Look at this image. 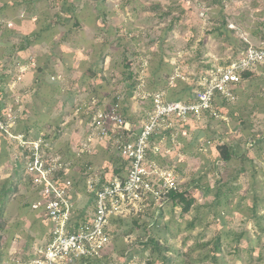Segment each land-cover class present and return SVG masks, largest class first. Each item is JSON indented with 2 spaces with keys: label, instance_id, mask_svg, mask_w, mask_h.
I'll return each mask as SVG.
<instances>
[{
  "label": "rangeland",
  "instance_id": "obj_1",
  "mask_svg": "<svg viewBox=\"0 0 264 264\" xmlns=\"http://www.w3.org/2000/svg\"><path fill=\"white\" fill-rule=\"evenodd\" d=\"M12 1L0 0V8ZM18 1L23 5L9 6L4 19L8 28L17 30V35L0 36V58L9 66L16 55L14 41L20 42L40 28L46 15L66 16L56 1L52 4L47 0ZM99 3L106 6L108 31H99L88 19L86 10L82 14L85 17L82 27L70 30L60 25L45 32L50 49L47 54L54 48L53 56L49 61L47 56L43 57V37L39 38L30 50L28 69L23 72L21 67L26 64L19 66L13 81L9 74L15 72L14 67L7 70L6 102L17 114L20 126L33 125V133L50 134L48 140L53 151L74 163L68 175L85 168V174L104 173L111 179L115 161L121 159L115 151L116 140L93 137L88 141L87 120L96 103L103 100L101 107H110L114 96L119 95L126 119L141 126L152 110L150 94L158 89L169 94L162 89L165 75L156 83L155 73L161 63L164 68L158 73L172 70L171 76L175 78H171L170 86L182 90L194 76L207 81L229 60L237 58L244 48L243 42L264 47V0H91L92 7ZM104 50L107 55L102 62ZM27 56L25 53L20 59L23 61ZM142 57L149 62L150 77L134 96L128 97L122 65L127 58L137 66ZM96 62L98 76L90 78L85 72ZM43 65L44 82L37 67ZM59 71L66 72L71 79L89 81L80 85L82 106L71 109L64 122L56 110L46 108L54 104L52 94L59 88L56 77ZM234 88L235 99L223 100L220 96L215 99L218 115L208 112L203 119L202 115L196 120L191 117L187 119V127L171 134L163 129L159 137L163 140H155L159 150L149 151L148 159L159 170L175 173L178 191L187 189L195 195L192 209L184 212L181 205L165 195L142 213L120 216L112 227L118 238L112 240L102 264H124L126 256L122 251L133 248L134 239L157 219L159 228L167 223L165 231L173 264L188 260L187 253L197 257L204 254L207 250H202L200 244L213 241L219 233L223 264H264V70H256L254 76ZM66 100L63 97L57 107ZM59 123L60 130L56 129ZM224 143L238 150V156L228 162L219 160L218 148ZM14 168L12 161L0 167V198ZM221 183H226L223 190L234 189L231 201L226 206H214L215 192ZM208 187L211 190L205 195ZM33 198L30 186L18 184V191L5 199L0 264L35 255L50 228L43 213L30 207ZM79 198V206H83L87 198L81 193ZM195 217L198 225L188 229ZM113 252L117 256L111 258Z\"/></svg>",
  "mask_w": 264,
  "mask_h": 264
},
{
  "label": "built area",
  "instance_id": "obj_2",
  "mask_svg": "<svg viewBox=\"0 0 264 264\" xmlns=\"http://www.w3.org/2000/svg\"><path fill=\"white\" fill-rule=\"evenodd\" d=\"M260 63H264V47L250 46L202 83L203 88L197 93L198 101L194 103L166 100L165 92H156L151 98L152 110L137 138L130 136L122 141V136L118 137L132 129V122L126 119L119 104L101 107L92 113L87 120L88 141L93 137L110 138L120 144V156L129 161L123 172L124 179L115 177L104 181L100 174H85L86 170L74 178L79 169L68 175L72 167L70 160L53 151L42 132L29 138L23 132L11 130L17 114L9 108L5 116L0 117V133H5L20 146L35 196L31 208L43 213L50 223L46 245L38 247L32 259H13L9 264H79L82 259L103 257L112 242L109 228L112 218L125 213H141L149 203L157 202L171 189L177 190L175 173L159 170L148 159L149 151L159 150L153 138L157 140L163 129L171 126L167 118L172 115L183 120L199 118L207 109L218 115L215 99L218 96L235 99L233 88L241 81V72ZM21 68L24 72L28 66ZM84 145L86 147L88 142ZM80 193L87 198L83 206H79Z\"/></svg>",
  "mask_w": 264,
  "mask_h": 264
},
{
  "label": "trees",
  "instance_id": "obj_3",
  "mask_svg": "<svg viewBox=\"0 0 264 264\" xmlns=\"http://www.w3.org/2000/svg\"><path fill=\"white\" fill-rule=\"evenodd\" d=\"M57 2L60 6L61 12L65 13L66 16H62L60 13H56L54 15H46L43 17V22L40 28L34 29L31 34L27 38H22L20 42H13V48L16 52V55L12 56L11 64L10 66L6 64V61L1 60L0 58V67L2 74L0 76V79L2 80V83L0 85V117H4L6 112L8 111V105L6 102V97L8 96V87L9 84L5 83V77L9 74L8 69H12L14 67L15 72H10L11 81L15 80L17 77V71L19 66L27 65L30 63V58L32 56L30 50L33 46L36 45L37 40L41 37H43V57L47 56V61L51 59V56H53L54 48H51V54H47V52L50 50L47 47L48 39L44 38V33L51 30L56 29V27L62 25L64 27H69L70 30L80 28L82 27V21H84L85 17L82 15L84 11L88 10V19L91 23H95L99 31H108V28L106 26L107 24V18L108 13L106 11V6L104 4H97L95 7L91 6V0H47L48 3L52 4L54 2ZM23 5V2L14 0L10 3H5L0 8V36L2 37H9L14 38L15 34L17 35V30L8 28V24L5 22L6 13L5 9H7L9 6H15V7H21ZM41 17V16H40ZM55 31V30H54ZM56 46V44H54ZM242 51H246L250 46L247 44V42H243ZM103 51L101 55L102 62L105 61L107 53ZM25 53H28V56L25 60H21L20 57H22ZM19 56V57H18ZM39 58L38 56L36 57ZM149 59V58H148ZM231 60H229L230 62ZM146 62V65H144ZM228 62V63H229ZM149 62L145 58H141L138 60L137 66H135L133 63H131L127 58L126 62L122 65V75H123V82L125 83V89L126 94L128 97L134 96L139 89L146 84L147 79L150 77V75L147 72V68ZM161 66L158 67V69H163L164 66L161 63ZM38 69L43 73V82L44 77L46 75V68L42 66H37ZM208 67H212L211 64L208 65ZM257 67V69H255ZM98 62L92 63L88 70L85 72L88 77H97L98 76ZM144 72L142 73V71ZM155 73L156 83H160V78H164L163 75L166 76V84L163 86L162 89L168 90L169 94H165V99L170 101H183L186 103H194L197 102V93L200 89L203 88V79L204 77L196 75L193 77V80L189 83L188 87L182 90H176L177 88L170 86V80L172 78V70H167L165 74L161 73ZM256 70H264V64L260 63L257 66L253 68H249L243 72H241V81L237 84L240 85L242 81L245 79L251 78L255 75ZM146 71V72H145ZM164 73V72H163ZM56 77L58 78V91L55 94H52V102L54 104H50V106H47L49 110H56L58 112V117L60 118L61 122H64L66 118L69 116V113L71 109L78 108L82 106V100L80 99V94L82 93L81 86L84 83L89 82L88 80L82 78L81 79H71L69 78L68 74L66 72H61L56 74ZM236 85V86H237ZM235 88H233L234 91ZM61 91V92H60ZM152 94H150V97L152 98L153 94L156 92H159L161 90H154ZM235 93V91H234ZM68 99L65 102L62 103L60 108L57 107L56 104L60 102V100L65 97ZM223 100H227L225 97H221ZM152 100V99H151ZM121 99L120 96H114L112 100V104H119L121 106ZM76 103V104H75ZM215 103V101H214ZM104 105V101L100 100L96 103L94 109L92 110L96 112L101 108V106ZM217 106V104H216ZM218 109L219 106H217ZM210 112L208 109L202 111V119L205 118V116ZM193 119H197L196 117H192ZM167 122L171 123V126L167 128V133L171 134L176 129L185 128L187 127L188 123L187 120H183L182 118L172 115L167 118ZM19 120L16 121L15 125L11 128V130L14 133H25L27 137L32 138L36 137L39 133H33L35 126L33 125H23L20 126ZM60 123L56 125V129L60 130ZM142 125L140 126L136 122L132 123V129L128 133H124L123 135L120 134L119 136H122V141H126L130 138V136H133L134 138L138 137V134L140 133ZM44 137L48 140L50 137V134H44ZM156 139L153 138L152 141H155ZM261 140H259L260 142ZM120 144H116L115 151L120 154V149L118 147ZM219 160H224L226 162L230 161L231 159L238 156V150L234 147H232L228 143H224L219 146ZM8 161H12L15 168L13 169V172L10 176V180L8 183L5 184L3 188V193L0 198V244L4 236L5 231V224H4V212L6 210V204L5 199L10 194H15L18 191V184H25L27 186H30L29 178L26 174V170L23 165V161L21 158V148L17 144L16 141L10 139L5 133H0V167L7 163ZM74 165V163H71ZM129 161L127 159H124L121 157L116 159L115 161V172L112 178L119 177L121 179H124V173L123 171L128 168ZM86 169L80 168L77 172L74 174V178H77L82 173H84ZM93 174V172L88 173ZM102 179L104 181L107 180L106 174L102 173L100 174ZM226 183H221V186L218 185L216 192H215V199L212 202V205L214 206H226L231 201V195L234 191L232 187H228L226 190H223V186H225ZM31 187V186H30ZM100 188V185L98 186ZM210 187L206 188L205 195H207L210 192ZM166 198L172 200L174 203L181 205L182 210L184 212H189L194 203L196 202V197L193 193L186 190H175L171 189L167 194ZM34 198L30 201L29 205L31 207L32 201ZM152 205V203H149V206ZM149 208V207H148ZM147 208V209H148ZM142 213V212H141ZM162 214V212H160ZM153 219L155 218L154 215H152ZM160 217V215L158 216ZM118 218V219H117ZM112 218L110 221V234L112 235V240L118 238V234L113 231V224L119 220L121 217ZM197 217H195L187 226L188 229H194L198 223L196 220ZM156 220V219H155ZM158 220V219H157ZM155 221L152 226H146L145 227V233L139 235L136 239H134V247L127 250L122 251V255L126 256V261L124 264H131L130 262H134L137 264H173V258L170 255V252L172 248L168 244V238L165 229H167V223H163L161 228L158 226V221ZM158 226V227H157ZM49 238V231L46 230L45 232V239L40 242V246L46 245L47 240ZM202 250H207L204 254L197 256H192L190 253H187L186 256H188V260H185L181 264H197V262H208V264H223L221 262V256H222V236L219 233L216 238L213 241H209L203 244H200L199 246ZM109 250V249H108ZM150 250V253L147 254V251ZM178 253V252H177ZM107 254V251L105 252V255ZM105 255L101 258H97L94 260L91 259H82L79 264H102L103 260L105 259ZM35 255H29L23 258V260H30ZM114 256H117L116 253L111 254V258Z\"/></svg>",
  "mask_w": 264,
  "mask_h": 264
},
{
  "label": "crops",
  "instance_id": "obj_4",
  "mask_svg": "<svg viewBox=\"0 0 264 264\" xmlns=\"http://www.w3.org/2000/svg\"><path fill=\"white\" fill-rule=\"evenodd\" d=\"M48 221V220H47ZM48 231H49V229H48ZM44 239H45V234H44V237H43V241H44Z\"/></svg>",
  "mask_w": 264,
  "mask_h": 264
}]
</instances>
